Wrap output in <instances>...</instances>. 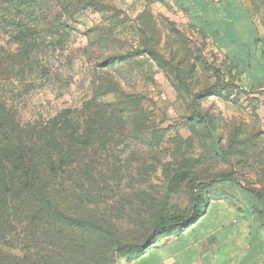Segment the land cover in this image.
Listing matches in <instances>:
<instances>
[{
    "label": "rangeland",
    "instance_id": "obj_1",
    "mask_svg": "<svg viewBox=\"0 0 264 264\" xmlns=\"http://www.w3.org/2000/svg\"><path fill=\"white\" fill-rule=\"evenodd\" d=\"M12 1L0 0V70L18 47L11 38L18 12L19 22H32L41 38L30 73L7 82L0 76L2 96L24 120L50 117L79 107L94 95V83L96 103L114 120L113 139L96 147L100 173L79 182L95 183L97 195L88 203L86 193L73 195L74 183L65 181L62 199L84 201L81 211L66 209L69 217L110 215L108 227L122 245L147 247L166 235L152 236L159 221L190 214L193 183L230 174L237 180L206 189L264 191V84L240 81L244 55L237 46L219 47L220 38H204L181 0H34L18 7ZM241 1L264 34V0ZM53 2L61 9L56 19L75 29L70 37L58 36L55 47L48 36ZM253 68L247 71L252 77ZM48 69L56 75L48 77ZM71 224L48 225V235L0 231V264H125L134 254L115 244L105 249Z\"/></svg>",
    "mask_w": 264,
    "mask_h": 264
},
{
    "label": "trees",
    "instance_id": "obj_2",
    "mask_svg": "<svg viewBox=\"0 0 264 264\" xmlns=\"http://www.w3.org/2000/svg\"><path fill=\"white\" fill-rule=\"evenodd\" d=\"M32 1L34 0H13L12 3L17 7L26 4L30 6ZM182 6L203 37H211V25L195 16L193 8L185 4ZM199 9L202 8L194 7V10ZM57 10L61 12L58 3L53 2L51 10L48 11V17H53V21L48 19V36L50 35V44L54 47L56 42H60V38L70 37L71 32L75 30L68 22H61V18L56 19ZM76 12L78 10L75 9ZM17 14L12 23V27L17 31L11 38L18 47L15 53L5 56L4 60L10 63L8 65L3 63V69L0 70V76H5L3 79L6 80L5 82L16 74L30 73L32 63L39 57L34 49L39 45L38 38L41 36L31 29L32 22L30 25L19 22L21 13ZM59 29L63 30L62 35H55ZM90 41L94 44L97 37L92 34ZM257 45L255 43L250 49L256 48ZM260 46L264 56V40L261 41ZM54 75L56 74L48 69V77ZM91 85L94 95L83 101L79 107L61 109L50 117L40 115L26 120L19 115L11 98L3 97L0 90V231L11 232L23 228L24 231L48 235V225L61 229L62 225L67 228L74 222L72 227L74 230H79V234L87 238L93 237L102 243L105 249L110 246L112 248L115 244V249L133 250L137 253L145 246L122 245L118 240L119 236L108 227L110 215L98 216L91 213L87 216L83 214L79 219H72L67 215L66 209L79 208L78 211H81L84 201L77 198L78 200L67 203V200L62 199L64 184L68 180L74 183L73 195L86 193V197L89 198L88 203L97 195L98 187L95 183L84 187L79 182L84 180L82 176L88 175L85 180L92 181L93 175L100 173L96 147L102 145L105 148L113 139L114 120L106 108L96 103L99 86H95L94 83ZM11 86L12 83L9 87ZM6 92L11 94L13 86ZM235 180L237 179L229 174L213 180L193 183L190 214L183 218L173 216L169 220L159 221L154 227L152 236L166 234L192 223L198 217L202 204L201 191L216 182ZM244 189L250 191L260 203L262 209L260 214L264 216V191L251 186H244ZM109 261L114 264V260Z\"/></svg>",
    "mask_w": 264,
    "mask_h": 264
},
{
    "label": "crops",
    "instance_id": "obj_3",
    "mask_svg": "<svg viewBox=\"0 0 264 264\" xmlns=\"http://www.w3.org/2000/svg\"><path fill=\"white\" fill-rule=\"evenodd\" d=\"M181 1L193 8L195 16L211 25L210 36L222 39L219 47L237 46V54L244 55L238 65L244 69L240 81L247 86L264 84V56L260 46L264 34L248 19L242 1ZM195 6L203 10H194ZM248 29L253 31L252 35L247 34ZM255 43L256 48L250 49ZM251 68L253 77L247 73ZM205 192L198 217L192 223L166 233L134 253L125 264H264V216L254 195L244 188L215 187Z\"/></svg>",
    "mask_w": 264,
    "mask_h": 264
}]
</instances>
